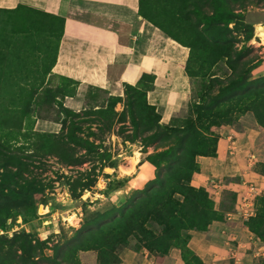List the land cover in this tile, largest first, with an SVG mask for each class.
Returning a JSON list of instances; mask_svg holds the SVG:
<instances>
[{"label":"rangeland","instance_id":"rangeland-1","mask_svg":"<svg viewBox=\"0 0 264 264\" xmlns=\"http://www.w3.org/2000/svg\"><path fill=\"white\" fill-rule=\"evenodd\" d=\"M230 1L234 3L233 9L238 13L242 25L253 28L249 41L244 40L242 29L232 34L235 51L242 52L246 59L254 60V64L260 59L247 76V82L253 83L264 77V37L257 31V26L264 27V0H245V8L240 6L239 1L242 0ZM209 3L205 4V10L210 18H217L225 9L218 8L214 15ZM180 5L181 0H144V6L152 16L157 12L165 14L174 8V12L165 14L170 19L164 26L183 44L200 43L198 39L174 30ZM9 16L15 15L0 11V64L3 59L11 63L9 68L0 65V74L16 87L6 89L4 102L0 101V143L16 154L38 156L37 160L41 163L35 162V168L30 166L18 185L24 187L35 180L43 190L20 193L19 188L12 187V190L19 192V198L6 201L0 194L4 202L0 201V208L10 207L18 213L14 219H6L0 214V264H122L121 254L127 250L148 253L149 258H153V264H174L172 254L179 256L183 264H203L187 246L190 234L200 231L194 228L190 230L187 225L176 228L179 220L186 222V209L183 208L177 219L168 224L173 227L175 236L171 240L169 230L159 225V220L154 216L159 206L152 203L146 205L149 194H153L156 188L148 187L154 181L156 170L146 160L148 156L163 150L158 149L160 137L154 128L156 124L179 128L192 119L200 135L206 136L199 128L202 122L196 120L197 116L191 114V110L195 109V105L207 101L209 89L213 91L212 98L221 95L218 86L211 88L210 85L214 84V77L224 79L231 75L225 59L207 68L208 65L204 63L206 55L197 52L192 58L187 48L188 58L182 66L189 80L188 98L183 108L164 123L159 112L148 106L146 100L152 73L140 72L139 81L131 85L128 98L123 91L124 85L129 84H124L122 92L118 93L59 79L51 69L56 41H52L50 51L45 56L43 48L33 42L36 39L34 35L24 33L28 26L22 24L16 29L3 28L1 23ZM154 18L163 19L162 16ZM172 18L176 20L173 22ZM27 41L29 46L22 47ZM4 42H13V48L4 50ZM42 63L45 68L40 66ZM34 76H38L41 88L29 91L27 85ZM68 103L75 104L76 108H69ZM63 109H67L70 115ZM72 120L81 126L76 135L94 144L97 152L87 153L76 144L68 143L69 139L62 145V138L67 134L65 129L70 128ZM213 132L217 136L216 149L223 135L257 133L254 149L250 150L255 159L251 167L264 175V125H260L251 112L234 115L233 123H222ZM109 164L112 168L108 167ZM166 167L164 163L160 167L163 175ZM148 171H151L150 178L147 177ZM105 175H110V181L124 182L118 190L103 194L109 180ZM140 179L145 181L138 184ZM192 179L190 186L199 189L192 184ZM224 182L226 185L218 196L207 192L215 212L209 216L216 219L235 210L238 203L235 192L229 187L237 179L227 178ZM256 190L253 199L255 215L250 218L248 226L259 233L264 231V192ZM175 200L180 204L184 198L174 194ZM123 227H126V236ZM88 232L94 233L96 239L86 241L88 243L85 242L82 247L77 246L76 237L78 239ZM255 241L259 246L264 245V235L256 237ZM73 245L77 248L74 249ZM228 246L229 253L236 255L237 245L230 243ZM254 250L256 248L250 249ZM259 253L256 256V251L255 256L244 264H264V251ZM242 254L244 252L239 255Z\"/></svg>","mask_w":264,"mask_h":264},{"label":"crops","instance_id":"crops-1","mask_svg":"<svg viewBox=\"0 0 264 264\" xmlns=\"http://www.w3.org/2000/svg\"><path fill=\"white\" fill-rule=\"evenodd\" d=\"M18 6L64 19L52 67L55 76L119 93L124 84L134 85L140 71L146 70L155 76L152 90L146 93L147 104L159 112L162 122L167 123L183 108L189 93V80L182 66L188 49L140 17L139 0H0V9ZM252 133L223 135L214 157L197 156L199 173L192 184L218 196L226 185L224 180L235 178L237 182L229 187L237 199L246 193V184L263 193L264 176L251 167L255 159L250 150L258 138ZM147 177H151V171ZM144 181L140 179L138 184ZM227 214L212 221L206 231L190 234L187 246L203 264H244L256 251V256L264 251V245L259 246L248 226L250 218ZM230 243L237 245L234 256L229 253ZM253 248L256 250L250 251ZM121 259L122 264H153V258L142 252L127 250ZM172 261L183 264L175 254Z\"/></svg>","mask_w":264,"mask_h":264},{"label":"trees","instance_id":"trees-1","mask_svg":"<svg viewBox=\"0 0 264 264\" xmlns=\"http://www.w3.org/2000/svg\"><path fill=\"white\" fill-rule=\"evenodd\" d=\"M239 2L241 7L246 5L245 0ZM206 3L209 2L207 0H181V5L177 10L179 13H176L178 22L174 25L172 24L174 30L177 32L198 39L200 43L197 44L192 42H186V44L181 43V40L175 37L168 27L164 26V23L170 19L165 14L171 11L174 12V8H170L165 14L157 12L155 16H152L145 8L144 0H139L138 6V15L140 17L163 32V35L167 38H171L179 42L183 47L189 48V51L192 53V58L197 52L201 55L205 54L204 63L208 65L207 68L213 66L214 62L217 63L220 59H225V65L232 72L229 77H225L224 79L212 78L214 84H211L210 87L218 86L220 88L218 90L221 93L220 96L212 98L211 94L213 91L209 89L208 95L206 96V98L208 97L207 101L201 105H195V109L191 110V114H194L195 117L197 116L196 120L202 122L199 128L205 132L206 136L200 135L195 126V121L192 119L179 128L172 126L161 127L158 124L154 127L157 136L160 137L157 141L158 149L162 148L163 150L156 152L152 156H148L146 160L156 170L154 181L148 184V187L156 188L153 190V194H149L150 196L146 201V205L152 203L159 206L154 216L159 220V225L166 228L167 231L169 230L171 240L175 236L173 234V227L168 224H171L173 220L175 221L177 219V216L183 208L186 209L184 213L186 222L181 223L180 221L184 220H179L177 229L187 225L190 230L194 228L196 231L204 232L212 221L218 220L214 218L215 216H209L215 213L208 198L207 192L209 190L204 188L195 189L190 186L191 179L195 174L199 173V168L195 161L196 157H214L216 155L217 136L214 135L213 129L218 128L222 123H233L234 115L240 116L249 112L257 118L260 125H264V77L259 78L253 83L247 82L248 74L254 69L255 64L260 62V59L254 64V60L246 59V55L244 56L242 52L235 51L234 45L232 44V34L242 29L244 40L249 41L253 36V28L251 25H242L238 18V13L233 9L234 3L232 1L224 0L218 3L216 0H211L209 4L213 7L212 14L214 13L215 15L217 9L220 7L225 8L219 13L217 18H210L206 15ZM0 11L15 15L14 17L9 16L6 21H2L1 25L3 28L13 27L16 29L22 24L28 26V30L26 29L24 33L30 32L34 35L36 39L33 42L43 48L45 56L50 51L52 41H56L52 69L59 41L63 34L64 19L25 6H18L12 10L0 9ZM25 11L33 14L26 15ZM157 16H162L163 19L156 20L154 17ZM172 19L173 22L176 20L175 18ZM230 25H233L232 28L229 27ZM27 43L29 41L22 44V47L29 46ZM13 46V42H4L2 48L9 51ZM0 65L9 68L11 63L8 62V59H3V63ZM40 66L45 68L43 63ZM140 72L142 74L147 73L146 70ZM151 76L150 88L147 89V92L153 88L155 76ZM0 78V101L3 100L4 102L6 89L11 88V86H16L12 84L11 80H6L3 74H0ZM58 78L70 83H76L67 78ZM39 81L38 76H34L31 83L27 85L29 91L33 88H36V90L40 89L41 83H38ZM124 86L123 93L128 98L130 96L129 90L132 87L131 85ZM252 86L253 90H251ZM2 87L4 88L2 89ZM130 106H132V103ZM63 110L67 115H70L67 109ZM261 112H263L262 116H260ZM75 123L77 122L72 120L70 128L68 130L65 129L67 134L62 138V145H65L66 140L69 139L68 143L76 144L77 147L87 153L97 152L98 148L94 144L76 135V132L81 130V126ZM147 130H150V128H147ZM59 137L62 136L59 135ZM100 156L103 157L104 155ZM37 159L38 156L36 155H19L9 151L0 143V194L5 197V201L19 198L17 196L19 192H16L14 189L12 190V187L19 188L20 193L29 190H43L42 186L40 185V188L39 183L35 180H31L24 187L18 185V181L24 178L23 173L26 171L29 172L30 166L35 168L37 167L35 162L41 163ZM22 160H27V162ZM163 163L167 164L164 175L160 171ZM108 167L112 168L111 164ZM261 175L264 176L263 174ZM105 178L109 180L103 194L118 190L124 182L123 180L114 181L115 179L110 181V175H105ZM174 194L183 196V202L179 204L178 200L173 201ZM1 195L0 201L2 202ZM0 214L6 219H14L18 213L12 211L10 207H1ZM122 229L124 236H126V227ZM253 233L257 238L261 237V234L264 235V231L259 233L253 231ZM91 239H96L95 234L88 232L78 239L76 237V245L82 247L86 241ZM77 246L73 245V248L76 249Z\"/></svg>","mask_w":264,"mask_h":264},{"label":"built area","instance_id":"built-area-1","mask_svg":"<svg viewBox=\"0 0 264 264\" xmlns=\"http://www.w3.org/2000/svg\"><path fill=\"white\" fill-rule=\"evenodd\" d=\"M257 193L256 187L246 184V193L237 199V206L234 212H228L227 217L237 215L243 220L252 218L255 215L254 197ZM232 256L234 254L231 253Z\"/></svg>","mask_w":264,"mask_h":264},{"label":"bare ground","instance_id":"bare-ground-1","mask_svg":"<svg viewBox=\"0 0 264 264\" xmlns=\"http://www.w3.org/2000/svg\"><path fill=\"white\" fill-rule=\"evenodd\" d=\"M257 31L259 33L260 36L264 37V27L262 26H257ZM41 213V209L39 210ZM45 213V212H44Z\"/></svg>","mask_w":264,"mask_h":264},{"label":"water","instance_id":"water-1","mask_svg":"<svg viewBox=\"0 0 264 264\" xmlns=\"http://www.w3.org/2000/svg\"><path fill=\"white\" fill-rule=\"evenodd\" d=\"M39 210H40V208H39Z\"/></svg>","mask_w":264,"mask_h":264}]
</instances>
